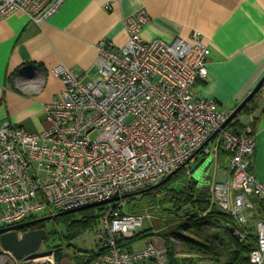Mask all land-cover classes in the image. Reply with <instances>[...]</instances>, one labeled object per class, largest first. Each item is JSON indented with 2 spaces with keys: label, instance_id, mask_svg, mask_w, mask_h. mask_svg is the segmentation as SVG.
Instances as JSON below:
<instances>
[{
  "label": "built area",
  "instance_id": "obj_1",
  "mask_svg": "<svg viewBox=\"0 0 264 264\" xmlns=\"http://www.w3.org/2000/svg\"><path fill=\"white\" fill-rule=\"evenodd\" d=\"M64 1L0 0V18L18 13L39 24ZM148 23L140 11L124 21V46L96 43L93 79L83 81L62 64L50 70L61 90L44 106L45 129L0 126V229L40 214L53 220L107 205L94 231L106 253L92 264H167L164 249L153 243L130 253L116 248V240L142 227L141 215L122 214L124 198L179 169L188 175V166L209 156L212 146V153L226 155V178L211 186L212 201L231 218L240 241L252 229L249 264H264V184L248 172L255 137L227 129L232 112L195 94L207 79L209 57L198 34L190 42H144L140 32ZM3 253L8 264H56L53 249L20 259Z\"/></svg>",
  "mask_w": 264,
  "mask_h": 264
},
{
  "label": "crops",
  "instance_id": "obj_2",
  "mask_svg": "<svg viewBox=\"0 0 264 264\" xmlns=\"http://www.w3.org/2000/svg\"><path fill=\"white\" fill-rule=\"evenodd\" d=\"M140 11L149 17L140 32L144 42H190L191 34H198L209 57L207 79L194 92L215 101L219 111L232 112L263 78L264 0H65L39 24L18 13L0 18V126L6 123L28 133L45 129L44 106L61 90L50 70L62 64L83 81L95 78L96 43L104 39L117 49L124 46V21ZM254 104L238 120L255 137L248 172L264 184L262 93ZM212 154L215 181L221 182L226 157L219 163L218 151ZM154 245L162 248L161 243Z\"/></svg>",
  "mask_w": 264,
  "mask_h": 264
},
{
  "label": "trees",
  "instance_id": "obj_3",
  "mask_svg": "<svg viewBox=\"0 0 264 264\" xmlns=\"http://www.w3.org/2000/svg\"><path fill=\"white\" fill-rule=\"evenodd\" d=\"M259 93L264 97V83ZM255 96L227 124V129L238 133L244 131L245 126L238 119L254 110ZM217 156L219 163L226 157L222 150H218ZM179 174L186 175L179 169L156 186L124 198L131 215H141L155 209L163 213V219L157 229L140 230L130 238L116 240V248L130 253L147 242L161 243L167 264H249L248 255L255 241L252 229L249 228L246 238L240 241L234 235L231 218L220 212L212 200L197 192L194 179L190 178L183 186H177ZM165 206L168 208L164 209ZM106 208L107 205L92 206L59 216L56 221H60L64 227L60 239L70 244L85 233L94 232ZM211 224L212 231L205 234L204 229ZM176 244L179 245V252L176 251ZM54 252L58 261L60 252ZM105 253V249L99 248L97 253L76 254V264H92Z\"/></svg>",
  "mask_w": 264,
  "mask_h": 264
},
{
  "label": "rangeland",
  "instance_id": "obj_4",
  "mask_svg": "<svg viewBox=\"0 0 264 264\" xmlns=\"http://www.w3.org/2000/svg\"><path fill=\"white\" fill-rule=\"evenodd\" d=\"M209 150L211 152L209 156L205 157L204 159L198 158L194 164L188 166L190 170L188 175L186 174L185 176H182V174H179L181 176L177 186H183L190 178H192L197 182V192L203 196L205 195L206 199L213 200L210 195V189L211 186L216 183L215 180L218 179L215 175L216 171L215 164L213 162L212 146L209 147ZM182 173H184V170H182ZM252 200L254 201V199ZM165 208H168V206H165L164 209ZM122 214L130 215L129 206L126 204V201L124 202V206L122 208ZM141 215L143 220L140 230L157 229L161 225L160 223L163 219V213H161L160 210L153 209L150 210L149 213H144ZM37 218H47V216L40 214ZM164 219H166V217H164ZM251 223L252 221H249L248 225L250 226ZM43 228L48 234V239L43 244L40 251H45L48 249H53L54 251L59 250L60 257L58 261L55 258L54 252V260L56 264H76V254L82 256L85 252L97 253L98 249L100 248V244L96 239L95 232H87L72 241L70 244H66L60 239L64 232L63 224L60 221H56V219L46 220L43 222ZM212 228V224L208 225L204 229L205 234L210 233ZM138 247H140V245H138ZM176 251H180L178 244H176ZM192 258L196 259L195 257ZM8 262L9 261L6 258V254L3 253V250L0 248V264H8ZM198 264H204V262Z\"/></svg>",
  "mask_w": 264,
  "mask_h": 264
},
{
  "label": "water",
  "instance_id": "obj_5",
  "mask_svg": "<svg viewBox=\"0 0 264 264\" xmlns=\"http://www.w3.org/2000/svg\"><path fill=\"white\" fill-rule=\"evenodd\" d=\"M263 83L264 76L256 84V86L248 94V96L241 102V104H239V106H237V108L232 111V114L228 117L225 125H227L234 117L238 115L242 108L257 94ZM171 175L172 174H170L166 178H169ZM68 213L59 214L57 215V217L66 215ZM46 220H51V218H39L9 228L0 229V248L4 252L11 254L16 259L38 255L43 244L48 239L47 232L44 229L27 230L20 234L19 232L27 229L30 226L43 223Z\"/></svg>",
  "mask_w": 264,
  "mask_h": 264
},
{
  "label": "flooded vegetation",
  "instance_id": "obj_6",
  "mask_svg": "<svg viewBox=\"0 0 264 264\" xmlns=\"http://www.w3.org/2000/svg\"><path fill=\"white\" fill-rule=\"evenodd\" d=\"M32 220V219H31ZM31 220H27L26 222H29ZM37 229H44L43 228V223H39V224H36V225H33V226H30L28 227L27 229L21 231V232H24V231H27V230H37Z\"/></svg>",
  "mask_w": 264,
  "mask_h": 264
}]
</instances>
